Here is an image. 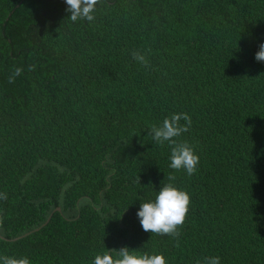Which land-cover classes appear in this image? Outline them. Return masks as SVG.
Returning <instances> with one entry per match:
<instances>
[{
  "label": "trees",
  "instance_id": "obj_1",
  "mask_svg": "<svg viewBox=\"0 0 264 264\" xmlns=\"http://www.w3.org/2000/svg\"><path fill=\"white\" fill-rule=\"evenodd\" d=\"M67 7L0 0V256L264 264V0H98L92 21ZM173 113L192 119L174 138L200 156L192 175L151 134ZM167 174L191 194L179 236L137 217Z\"/></svg>",
  "mask_w": 264,
  "mask_h": 264
},
{
  "label": "clouds",
  "instance_id": "obj_2",
  "mask_svg": "<svg viewBox=\"0 0 264 264\" xmlns=\"http://www.w3.org/2000/svg\"><path fill=\"white\" fill-rule=\"evenodd\" d=\"M67 12L73 21L78 19L94 20V13L98 0H65ZM134 58L142 64H146L144 55L134 53ZM257 61L264 62V44L260 45L256 53ZM184 121L182 124L181 121ZM192 125L191 116L188 113H173L165 117L162 124L151 129L153 140L163 145L168 142L171 147L170 167L174 170H185L192 175L200 163V156L196 149L187 142H177L176 137L188 132ZM175 177L167 174L162 181L159 191L154 199L141 202L137 211L142 229L145 232L160 235L179 236L178 227L186 219L191 204V194L174 183ZM0 198H4L0 194ZM0 264H31L27 256H0ZM93 264H168L164 254H150L140 252L128 246L116 251L97 254ZM197 264H221V257L208 256Z\"/></svg>",
  "mask_w": 264,
  "mask_h": 264
}]
</instances>
